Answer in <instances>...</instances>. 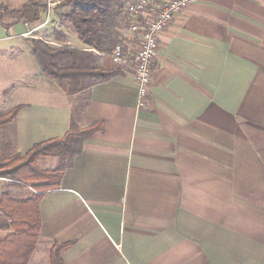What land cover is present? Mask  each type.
<instances>
[{
    "label": "crops",
    "instance_id": "1",
    "mask_svg": "<svg viewBox=\"0 0 264 264\" xmlns=\"http://www.w3.org/2000/svg\"><path fill=\"white\" fill-rule=\"evenodd\" d=\"M54 9L30 23L0 17V115L20 106L0 125V162L72 126L101 127L42 199L29 264H50L55 242L68 243L64 264H264V0H198L177 14L144 107L131 66L107 53L99 64L119 69L114 78L75 93L50 84L31 40L60 45L63 30L85 47L61 22L46 29ZM117 34L130 51L140 43L129 25ZM35 185L0 176V200H27ZM11 233L0 212V239Z\"/></svg>",
    "mask_w": 264,
    "mask_h": 264
},
{
    "label": "trees",
    "instance_id": "2",
    "mask_svg": "<svg viewBox=\"0 0 264 264\" xmlns=\"http://www.w3.org/2000/svg\"><path fill=\"white\" fill-rule=\"evenodd\" d=\"M130 0H60L55 8L68 7L59 17L69 24L77 38L85 45L77 48L68 44V36L56 31L60 45H51L43 39H32V50L42 71L61 89L75 93L114 78L119 69L102 67L100 54L109 53L117 43L122 24L129 25L125 10ZM48 11L46 3L30 0L20 9H10L0 3V17L17 22H36ZM11 23V24H12ZM20 106L0 115V125L12 122ZM101 125L86 128L72 126L62 137L36 143L26 155H14L0 162V176L21 182H36L35 192L27 200H16L4 193L0 200V212L11 219L13 233L0 239V264H29L36 250L42 219L40 203L46 192L60 187L64 171L70 161L79 154L85 140ZM55 155L62 163L54 169L39 167V156ZM68 243L55 242L50 250V264H64L62 250Z\"/></svg>",
    "mask_w": 264,
    "mask_h": 264
},
{
    "label": "built area",
    "instance_id": "3",
    "mask_svg": "<svg viewBox=\"0 0 264 264\" xmlns=\"http://www.w3.org/2000/svg\"><path fill=\"white\" fill-rule=\"evenodd\" d=\"M196 1L198 0H130L126 3L129 27L140 35V43L133 51L123 43H117L107 54L114 64L131 66L140 107L147 104L159 36L177 14ZM46 4L50 11L60 4V0H47Z\"/></svg>",
    "mask_w": 264,
    "mask_h": 264
},
{
    "label": "rangeland",
    "instance_id": "4",
    "mask_svg": "<svg viewBox=\"0 0 264 264\" xmlns=\"http://www.w3.org/2000/svg\"><path fill=\"white\" fill-rule=\"evenodd\" d=\"M69 8L68 7H63V8H60V9H57V8H55L54 10L57 12V22L56 21H53L52 22V24H50L46 29L49 31V29H51V30H53V26L55 27V26H57V27H62L61 25H60V22L63 24V29L64 30H66V28H68L67 29V31H69L70 33H72L73 34V30H72V28H71V26L69 25V24H67V23H65L60 17H59V13H62V12H66L67 10H68ZM124 27V24H122L121 25V27L120 28H123ZM76 38H77V36H76ZM47 77V76H46ZM49 81H50V79L49 78H47ZM52 83V85H55V83L51 80L50 81V84ZM55 87H57L56 85H55ZM62 163V161L61 160H59V164H58V166L60 165Z\"/></svg>",
    "mask_w": 264,
    "mask_h": 264
}]
</instances>
